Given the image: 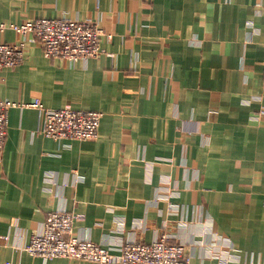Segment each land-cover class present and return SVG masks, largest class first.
I'll return each instance as SVG.
<instances>
[{"label":"crops","instance_id":"0c3cea01","mask_svg":"<svg viewBox=\"0 0 264 264\" xmlns=\"http://www.w3.org/2000/svg\"><path fill=\"white\" fill-rule=\"evenodd\" d=\"M43 17L95 22L104 53L62 62L0 32L26 42L0 70V98L20 103L0 153V264H91L23 250L54 210L116 251L164 237L190 264H264V0H0V22ZM35 100L101 111L99 136L46 137Z\"/></svg>","mask_w":264,"mask_h":264},{"label":"built area","instance_id":"2783aa9c","mask_svg":"<svg viewBox=\"0 0 264 264\" xmlns=\"http://www.w3.org/2000/svg\"><path fill=\"white\" fill-rule=\"evenodd\" d=\"M13 29L23 38L34 35L42 44L47 57L75 64L104 53L101 37L104 34L95 22L71 18L43 17L24 23L0 22V32ZM26 57V42H0V70L20 65ZM264 83V71H263ZM20 103L0 98V153L3 150L9 123V111ZM24 106L40 111L41 133L54 139L90 140L99 136L103 113L97 110L72 108L52 109L35 100ZM80 215L67 210L47 214L41 231L32 234L23 247L33 256L44 259L66 257L86 260L91 264H190L184 244L169 243L161 237L151 243L133 241L123 243L118 251L75 234ZM4 238H7L4 236ZM4 264H13L7 261Z\"/></svg>","mask_w":264,"mask_h":264}]
</instances>
